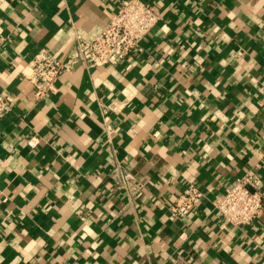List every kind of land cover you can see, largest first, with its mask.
Here are the masks:
<instances>
[{"label":"crops","instance_id":"1","mask_svg":"<svg viewBox=\"0 0 264 264\" xmlns=\"http://www.w3.org/2000/svg\"><path fill=\"white\" fill-rule=\"evenodd\" d=\"M123 1L0 0V264H264V209L237 226L214 205L264 181V0H144L161 19L140 51L38 98L29 62L94 39ZM190 183L204 196L175 218Z\"/></svg>","mask_w":264,"mask_h":264},{"label":"built area","instance_id":"2","mask_svg":"<svg viewBox=\"0 0 264 264\" xmlns=\"http://www.w3.org/2000/svg\"><path fill=\"white\" fill-rule=\"evenodd\" d=\"M160 19L161 15L152 3L144 0H124L120 8L112 14L106 27L94 39L76 37L69 54L63 58L43 49L26 66L24 75L35 86V95L38 98L44 97L48 92L56 91L59 77L64 72L73 70L78 64L87 67L104 66L117 63L140 51L142 41ZM10 110V100L0 93V120ZM28 143L35 146L37 141L31 138ZM119 175V185L129 194H137L144 188V183L130 171L124 170ZM203 196V190L190 183L169 203L171 215L184 218L192 214ZM214 205L227 223L237 226L250 224L264 209V181L261 175L251 171L237 178Z\"/></svg>","mask_w":264,"mask_h":264}]
</instances>
